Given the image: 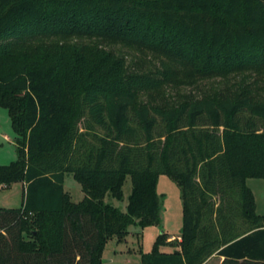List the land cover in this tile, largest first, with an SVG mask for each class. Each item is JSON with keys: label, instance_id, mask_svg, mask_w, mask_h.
Listing matches in <instances>:
<instances>
[{"label": "trees", "instance_id": "16d2710c", "mask_svg": "<svg viewBox=\"0 0 264 264\" xmlns=\"http://www.w3.org/2000/svg\"><path fill=\"white\" fill-rule=\"evenodd\" d=\"M108 42L161 64L129 67ZM0 106L17 151L0 183H23L0 206V264H101L106 239L158 221L159 173L179 188V239L137 264H264L245 183L264 177V0H0ZM126 175L121 209L103 197Z\"/></svg>", "mask_w": 264, "mask_h": 264}, {"label": "rangeland", "instance_id": "374dc122", "mask_svg": "<svg viewBox=\"0 0 264 264\" xmlns=\"http://www.w3.org/2000/svg\"><path fill=\"white\" fill-rule=\"evenodd\" d=\"M104 48L114 51L125 58L129 67L144 68L150 64L159 66L161 58L157 55H138L135 49L120 42L101 43ZM137 50V49H136ZM169 63V61L167 62ZM172 74L176 81H185L190 66L187 62L175 64L170 62ZM189 66V67H187ZM188 69V70H187ZM202 82H206L203 80ZM189 88L182 85L181 90ZM83 118H80L77 126H82ZM15 132L13 131L5 107L0 106V164L8 163L17 156L15 144ZM254 198V210L256 213H264V177L248 176L245 179ZM63 189L71 200H79L83 192L79 182L70 172H65L62 181ZM122 197L116 199L105 194L104 201L125 208L127 195L130 191V179L126 175L122 186ZM156 192L158 195V221L146 224L142 227L136 223L127 226V232L120 238L110 237L106 239L100 251L101 264H137L141 252H150L162 233L164 241L157 242V251L170 252L175 249V239L170 240V235L176 238L182 225V204L177 184L165 173H159L156 180ZM22 199L21 181H11L7 184L0 183V206L17 207ZM177 239V238H176ZM178 240V239H177Z\"/></svg>", "mask_w": 264, "mask_h": 264}, {"label": "crops", "instance_id": "0c3cea01", "mask_svg": "<svg viewBox=\"0 0 264 264\" xmlns=\"http://www.w3.org/2000/svg\"><path fill=\"white\" fill-rule=\"evenodd\" d=\"M21 184L23 186L22 182ZM173 237H174L173 235L169 236V238H173ZM176 238L179 239V235H177ZM221 260H222V255H218L213 252L209 256H207L200 264H220Z\"/></svg>", "mask_w": 264, "mask_h": 264}]
</instances>
